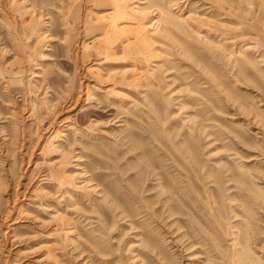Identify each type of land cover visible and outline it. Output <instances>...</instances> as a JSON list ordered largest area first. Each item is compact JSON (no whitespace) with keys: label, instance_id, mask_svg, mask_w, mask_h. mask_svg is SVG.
<instances>
[{"label":"rangeland","instance_id":"obj_1","mask_svg":"<svg viewBox=\"0 0 264 264\" xmlns=\"http://www.w3.org/2000/svg\"><path fill=\"white\" fill-rule=\"evenodd\" d=\"M0 264H264V0H0Z\"/></svg>","mask_w":264,"mask_h":264}]
</instances>
